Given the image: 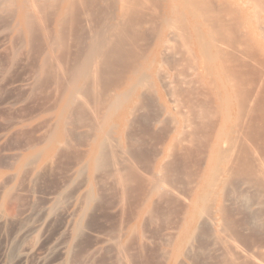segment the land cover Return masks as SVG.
Returning <instances> with one entry per match:
<instances>
[{
    "label": "bare ground",
    "instance_id": "1",
    "mask_svg": "<svg viewBox=\"0 0 264 264\" xmlns=\"http://www.w3.org/2000/svg\"><path fill=\"white\" fill-rule=\"evenodd\" d=\"M238 2L237 0L235 4L233 0H0V15L9 14V17L11 15V20H15L11 29L22 33L25 45L37 32L44 36L45 47L38 58V72L41 77H50L60 88L58 89L60 97L56 111V125L50 133L47 132L49 136L46 138L48 140L44 148L51 147L56 154L63 146L68 147L66 145L70 139L65 137L64 132L67 126L91 125L87 129L90 131L91 128L92 131L93 128L96 135L92 139V145L86 157L90 172L88 178L91 179L92 189L93 173L102 172L104 176L106 170H109L122 190L131 188L130 186L134 188L135 186L130 185L134 182L136 187H139L138 190L142 189L140 191L143 192L141 195L143 202L140 199L141 209L146 213L153 214L151 208L154 200L164 199L168 202L171 196L176 195L175 199H180L181 203L187 202L184 210L182 208V220L178 221L179 225L176 227L178 235L169 251L171 259L184 254V248L190 245L197 216L201 214V217L204 212L211 209L208 208L211 207L210 201L213 200L212 203H214L216 198L226 190L224 187L232 183L231 181L228 184L234 176L245 177L246 180L240 183L244 187L251 184L261 189L264 187V30L262 26L264 0H250L251 10L246 8L244 2ZM37 42L39 41L36 39ZM36 43L32 45L35 49ZM70 47L75 48L78 54L76 51V54H73L74 51H68ZM65 51L69 54L71 52V55L66 54ZM182 51L185 52L184 56L186 54L192 60L188 64L190 60L185 57L188 63L184 64L192 65L190 67L193 70V77L197 78V83L201 84L203 91L198 92L193 89L192 75L188 77L190 80L180 77L182 72L179 74L178 69L183 65L182 54L180 56ZM194 78H192L193 81ZM49 80L47 79L48 82ZM206 92L211 96L208 103ZM154 103L155 107L149 108L161 110L163 117L169 116L171 128L169 123V129H163L167 132L160 131V133L164 132V134L161 133L164 136L157 138L160 147L154 158L150 156L154 162L151 160L153 166L151 170L148 168L149 173L145 172L149 176L143 177L146 179L143 180V185L138 173L135 172V162H130L132 166L127 161H129L128 158L133 161L138 158L137 151L142 146L136 152L133 148L139 146L136 144L141 145L145 141L137 138L142 136L135 132L132 134H136V137L128 136L129 133L127 134L126 130L130 127L131 132L133 125L136 128L132 120H136L134 114L137 111L139 114ZM142 108L144 110H140ZM210 114L213 119L210 118ZM117 116L118 121L114 122ZM164 121L158 122L164 124ZM147 124L151 123L147 121ZM156 124L158 123L155 122L153 126L155 127ZM74 126L68 130H75ZM115 129L121 135H119L121 140L125 138V146L121 149L122 156L117 155L112 148L113 146L116 152L119 151L114 146V143L117 145L118 143L112 137ZM155 129H158L157 126ZM154 131L151 133L148 130L152 135ZM69 132L71 135L75 133ZM67 134L70 138V134L68 132ZM158 134H156L157 137ZM87 135L84 136L86 141ZM107 144L110 145L109 152L105 148ZM198 144H201L202 151L199 152L201 156L197 154L196 157L200 156L198 160L201 164H199V171L196 169L198 173L195 170L197 176H194L192 172L193 177H197L196 184L191 191L184 192L186 193L184 196L183 192L179 194L176 188L181 183V180H178L179 184H176L178 179L176 176L180 174V164L177 161L180 156L178 155L181 154L185 159L189 158ZM144 147L147 149L145 145L143 149ZM44 148L35 152L34 155L38 157ZM185 163H183L184 166ZM133 188L128 190L130 195L133 193ZM257 193L259 192L256 191ZM98 195L95 197L92 193H88L85 205L97 202L100 198L97 199ZM224 196L221 195L222 199H225ZM243 199H245L244 196ZM214 208L215 212L219 213L221 204L219 206L218 202H215ZM250 219L249 221H252ZM188 239L189 245L186 246ZM120 249L122 250L119 252H123V244Z\"/></svg>",
    "mask_w": 264,
    "mask_h": 264
},
{
    "label": "rangeland",
    "instance_id": "2",
    "mask_svg": "<svg viewBox=\"0 0 264 264\" xmlns=\"http://www.w3.org/2000/svg\"><path fill=\"white\" fill-rule=\"evenodd\" d=\"M233 1L235 4L237 3V0ZM238 1L244 2L243 4L248 10L252 9V4L249 3L250 0ZM0 18V21L2 20L0 22V264H264V187L262 188L263 190L252 186V184L247 186L248 188L244 187L240 183H242V180L244 181L245 177L234 176L228 182V184L231 181L232 183L227 187L225 186L224 189L226 190L222 192L223 196L225 195V199H222L221 194L214 201V203L218 202L219 206L221 204V213L215 212L213 200L210 201L211 207L208 208H211L212 211L211 209H207L209 212L203 213L202 216L204 218L200 217L201 214L197 216L193 229V232H196L194 234L192 232V238L191 236V239L189 238L191 241L188 239L186 244L188 246L190 241V245L188 246L190 248L185 247L184 254L171 259L169 251L178 235V228L176 227H178L179 222L182 220L181 213L187 202H185L186 204L184 201L181 203L180 199H175L176 195L174 197L171 196L172 200L170 199L168 202L164 199L154 200V205L152 204L154 208L153 206L151 208L153 214L146 213L141 209L143 202L141 195L143 192L140 191L142 189L138 190L139 187L137 188L134 182L130 184L135 186L134 188L130 186L131 188L127 187L128 189L122 190L116 178L110 174L109 170L105 172L106 177L105 175L103 176L102 172H99V174H97L98 172L93 173L92 178L94 181L92 180V189L90 186L91 179L88 178L90 172L86 157V153L92 145V139L96 135L93 128L92 131L91 128L90 131L88 130L91 125L84 124L83 126L76 124L74 126L73 124L72 126H67L64 132L65 137L70 139V143L67 142L66 146L68 147L60 146L62 148L56 154L54 153L55 150L51 147L44 148L48 140L46 138L49 136L47 132L50 133L56 125V111L60 97L59 85L54 83L48 76L41 77L38 72V58L43 53V48L45 47L44 36L40 32H37L39 35L35 33L37 36L34 35L33 39L28 42L32 47H30V50L28 43L27 45L24 43L22 33L11 29L15 23V20H11V15L9 17V14H1ZM262 26L264 30L263 23ZM36 39L39 42L36 43ZM33 42L36 43L37 50L35 47L33 48ZM177 50L181 52V50ZM68 51H74L73 54L77 53L76 49L72 47ZM71 52L69 54V52L65 51L69 55H71ZM184 53V51L180 53L184 61H182L183 65L179 67V69L181 68L180 71L178 69L179 74L182 72V76L180 75V77H186L187 79L192 75V87L200 92L202 86L197 83V78L193 77V70L190 67L192 65H188L192 60L186 54L184 56ZM35 55L37 56L36 58ZM185 57L190 60L189 63ZM186 62L188 64H184ZM184 68L187 69L184 70ZM183 70L188 72L187 75L189 74V76ZM189 71L191 72L189 73ZM192 78H194V81ZM47 79H50L49 82ZM187 80L190 79L188 78ZM199 87L200 89H198ZM206 94H208L206 96V102L208 103L211 96L207 92ZM54 98L56 99L54 100ZM153 106L155 107V103L152 106L150 104L147 108L145 107V111L148 109L152 111H141L142 113L139 112V114L141 113L140 115L137 111L134 114L136 118L133 116L136 120H132L136 124V128L133 125L131 126V132L129 130L130 127H128L129 131L126 130V133H129L128 136L133 135L136 137L140 135L142 137L137 138L145 141L141 145L136 144L139 146L135 145L136 147L133 148L136 149L134 150L136 152L142 146L137 151L138 158L134 159L135 161L133 159L131 161L128 158L129 161H127L129 163L135 162V172L138 173L136 174L140 177L139 180L141 179L142 184L144 183L143 180H146L145 176H149L145 172L152 169L154 159L152 160L151 158L155 157L160 147L158 145L160 142L157 138L164 136L161 135L162 132L160 133V131L171 128L169 116H166L167 118L163 117L161 110H153ZM156 108L158 109V107ZM156 111L159 113L158 115L155 114L157 113ZM151 112H153L152 115ZM141 115L148 117L144 120L145 117ZM141 117H144V121ZM210 118H212L211 114ZM116 119H118V116L114 118V122ZM212 119L209 120L213 122ZM152 120L154 122H151ZM157 120L165 121L163 124V122H158ZM135 121L140 125L137 126L138 124ZM147 121L151 124H147ZM155 122L158 124L154 127L153 124ZM142 123L144 124L142 125ZM73 126L75 130H68L72 129ZM156 126L159 131L155 129ZM138 130L139 132H137ZM148 130L151 133L156 130L160 134L154 131L152 135ZM165 130L163 131L167 132ZM66 131L70 134V138L67 136ZM69 131L75 133L71 135ZM132 132H135L137 135L132 134ZM78 134H80L79 137ZM82 134L85 137L86 135L88 136L87 141ZM156 134H158V137ZM119 135L116 129L112 133V137L118 143V145L114 143V146L120 152L118 150L116 152V148L113 146L112 148L117 155L122 156L121 149L125 146V138L121 140ZM108 137L110 138V133ZM152 140L155 142H151ZM108 145H105L107 152H109L108 147H110ZM143 145L147 149L144 147V150ZM200 147L202 148L201 144H198L194 148L195 150L193 149L194 152H192V154H195L189 155V158L186 157L185 159L181 154L178 156L182 157L183 160L180 157L177 160L176 157L178 164H180V177L176 176L178 179L175 177L177 179L176 184H179L178 180H181L180 187L176 188H178L179 194L183 192L182 195L184 196L186 195L184 192L191 191V188L196 184L197 177L195 178L193 175L197 172L196 169L199 171L200 168L199 164L201 162L198 160L199 152L202 151ZM41 148H44L43 151H41L38 157L35 156L34 153L38 152ZM146 154L147 156H145ZM197 154L199 155L196 157ZM144 157L145 159H143ZM77 160L79 161L77 162ZM185 160L187 161L186 163L184 162ZM183 163L186 165L184 166ZM45 164L46 166H44ZM181 173H185L187 176ZM196 174L194 176H197ZM187 181L191 183L189 182V184ZM132 188L133 196L130 195L131 193H128V190ZM255 188L260 190H256ZM253 189L259 192L257 193L258 196H256V191L254 192ZM88 193H92L95 197L99 194L97 197V199L100 197L99 200L90 205H85V198ZM122 193L126 195H121ZM243 196L245 199H243ZM182 204L183 206H181ZM125 208L126 210H124ZM206 217H209V220ZM250 218L252 221H249ZM199 222L203 223L199 224ZM202 224L204 225L202 226ZM250 224L254 225L251 226ZM78 230L79 232H77ZM122 244L123 252H119V250H122L120 249ZM186 248H188L187 252L185 251ZM245 251L251 254L247 253V255ZM245 256L246 258H243Z\"/></svg>",
    "mask_w": 264,
    "mask_h": 264
}]
</instances>
